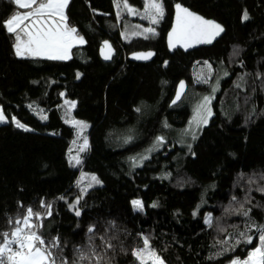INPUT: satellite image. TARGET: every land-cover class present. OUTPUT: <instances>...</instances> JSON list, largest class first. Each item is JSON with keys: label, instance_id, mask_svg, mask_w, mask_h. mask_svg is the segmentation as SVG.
I'll return each instance as SVG.
<instances>
[{"label": "trees", "instance_id": "trees-1", "mask_svg": "<svg viewBox=\"0 0 264 264\" xmlns=\"http://www.w3.org/2000/svg\"><path fill=\"white\" fill-rule=\"evenodd\" d=\"M47 2L0 0V264L24 225L49 255L42 264H227L264 252V0H69L65 23L84 43L68 59L20 56L8 20ZM176 2L225 33L169 53ZM133 23L154 36L123 38ZM147 49L151 62L128 59ZM218 79L209 123L178 144Z\"/></svg>", "mask_w": 264, "mask_h": 264}, {"label": "rangeland", "instance_id": "rangeland-1", "mask_svg": "<svg viewBox=\"0 0 264 264\" xmlns=\"http://www.w3.org/2000/svg\"><path fill=\"white\" fill-rule=\"evenodd\" d=\"M35 0H21L17 4L20 7L27 8L32 6ZM69 0H48L46 5L34 10V14L38 16L39 20H44L45 18L53 21L59 27V33L64 35L66 32L65 29V13ZM29 10L18 12L16 15L11 17L8 20V29H15L17 25H19L16 29L18 31V35L22 31L20 22L23 21L24 18L31 17V13H28ZM24 17V18H22ZM23 32V31H22ZM155 34V29L153 27H143L140 24H131L127 27L126 31L123 33V38L132 39L136 37L149 38L153 37ZM29 48V47H28ZM220 79V78H219ZM219 79L215 83L211 92L204 95L203 98L200 99V102L195 103L192 108V114L188 119L182 129H180L177 133V142L178 144L188 143L191 138L193 139L200 130L209 123L210 118L212 117V100L215 96L216 92L219 89ZM2 115V114H1ZM161 142V141H160ZM87 145V144H86ZM151 150V149H150ZM151 151H147L144 153L143 160L138 162V166H141L144 159L150 156ZM135 204L138 205V201H134ZM76 214L79 213V210H74ZM35 239L34 235L31 236L29 247L31 249V256L29 258L20 257L17 259V264H42L43 262L49 261V255L45 254L41 249L35 248ZM142 260L145 258L141 257ZM150 261L155 264H166L162 258L159 256L150 257ZM227 264H264V252L260 247L253 249L246 257L235 258L229 261Z\"/></svg>", "mask_w": 264, "mask_h": 264}, {"label": "water", "instance_id": "water-1", "mask_svg": "<svg viewBox=\"0 0 264 264\" xmlns=\"http://www.w3.org/2000/svg\"><path fill=\"white\" fill-rule=\"evenodd\" d=\"M173 18L170 30L166 35V46L169 53L180 50L184 53L200 47H210L225 33V28L219 22L203 17L181 2L173 6ZM116 49L109 40H105L99 56L103 62H110ZM156 55L155 50H137L128 55V59L137 63L151 62ZM187 83L183 79L177 84L174 103L180 102L186 93Z\"/></svg>", "mask_w": 264, "mask_h": 264}, {"label": "crops", "instance_id": "crops-1", "mask_svg": "<svg viewBox=\"0 0 264 264\" xmlns=\"http://www.w3.org/2000/svg\"><path fill=\"white\" fill-rule=\"evenodd\" d=\"M18 3L21 0H14ZM35 2V1H34ZM31 6V5H30ZM31 17L20 22L22 31L17 36V53L20 56H41L48 59H68L74 46L82 45V38L76 36L65 23L66 32L59 33V27L48 19L39 20L34 11H29ZM15 29L9 31L15 32ZM8 27V24H7ZM29 47V48H28ZM2 114V115H1ZM7 121L0 108V123Z\"/></svg>", "mask_w": 264, "mask_h": 264}, {"label": "built area", "instance_id": "built-area-1", "mask_svg": "<svg viewBox=\"0 0 264 264\" xmlns=\"http://www.w3.org/2000/svg\"><path fill=\"white\" fill-rule=\"evenodd\" d=\"M31 233L26 230V226H23V231L17 234L8 245L2 250V255L7 258L10 264H15V261L19 257H29L31 251L28 247V241Z\"/></svg>", "mask_w": 264, "mask_h": 264}]
</instances>
